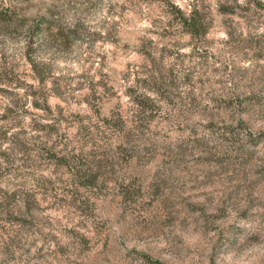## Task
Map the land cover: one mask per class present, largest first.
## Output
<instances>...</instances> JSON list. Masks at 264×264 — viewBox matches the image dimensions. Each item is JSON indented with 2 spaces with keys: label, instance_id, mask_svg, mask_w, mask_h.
I'll list each match as a JSON object with an SVG mask.
<instances>
[{
  "label": "rangeland",
  "instance_id": "1",
  "mask_svg": "<svg viewBox=\"0 0 264 264\" xmlns=\"http://www.w3.org/2000/svg\"><path fill=\"white\" fill-rule=\"evenodd\" d=\"M219 1L0 0V264H264V0Z\"/></svg>",
  "mask_w": 264,
  "mask_h": 264
},
{
  "label": "trees",
  "instance_id": "2",
  "mask_svg": "<svg viewBox=\"0 0 264 264\" xmlns=\"http://www.w3.org/2000/svg\"><path fill=\"white\" fill-rule=\"evenodd\" d=\"M237 3L238 0H220L218 3V12L220 14H228L229 12V2ZM174 13L172 14L178 25L184 29V31L190 35L193 39L200 38L206 35L209 30V26L206 23L204 17L201 15L199 8L195 4H190L187 12L182 9L172 6Z\"/></svg>",
  "mask_w": 264,
  "mask_h": 264
}]
</instances>
